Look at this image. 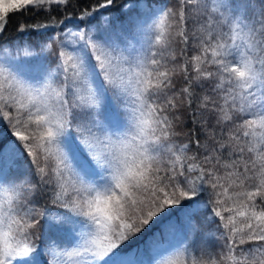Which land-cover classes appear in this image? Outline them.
Segmentation results:
<instances>
[{
	"label": "snow or ice",
	"instance_id": "1",
	"mask_svg": "<svg viewBox=\"0 0 264 264\" xmlns=\"http://www.w3.org/2000/svg\"><path fill=\"white\" fill-rule=\"evenodd\" d=\"M72 4L0 0V264H264V0Z\"/></svg>",
	"mask_w": 264,
	"mask_h": 264
},
{
	"label": "trees",
	"instance_id": "2",
	"mask_svg": "<svg viewBox=\"0 0 264 264\" xmlns=\"http://www.w3.org/2000/svg\"><path fill=\"white\" fill-rule=\"evenodd\" d=\"M93 2H95V0H84V3H86V4H91ZM119 3H121V0H117V4H119ZM168 3H169V6L175 5L178 8V0H168ZM260 4H261V0H254V4L252 5V7H256ZM69 11L78 13V9L75 6V0H73V4L70 5ZM248 15L251 16V9L249 10ZM27 20H29V17L26 15H20V14L12 15L10 17L7 29L4 32V38L5 39L15 38L17 36V32H16L17 24L20 23L21 21H27ZM199 27L200 26L198 24H194V23H189V25H188V28L190 30H192V29L198 30ZM173 47L175 50V54L177 55V57H179L180 56V44L177 42L173 45ZM176 84H177V90H179V88L182 86L180 83L179 77H177V79H176ZM177 103H181V101H177ZM192 107L195 108L196 105L193 104ZM177 115L180 117V119L177 121V127H176L177 140L179 143H186L189 139H191L190 134H191L192 129H193L192 117L189 114V110L186 106V102L183 104V106L180 107V110L177 113ZM205 118H209L208 113H205ZM210 123L214 124L215 123L214 119H210ZM197 131L199 132V129H197ZM217 131H219V129H217ZM0 137H2L4 141H10V140L14 139L11 136V130L7 125L0 126ZM200 139H201V142L204 143L205 137H204L203 133L200 134ZM189 155H191V152H189ZM157 227L162 228V225H158ZM210 227L214 228L215 225H211ZM210 243H213L214 250L216 252L220 251L219 246L216 242L210 241ZM144 244H145L144 239L137 240L134 244L130 245L129 250H133L137 246L143 247Z\"/></svg>",
	"mask_w": 264,
	"mask_h": 264
}]
</instances>
